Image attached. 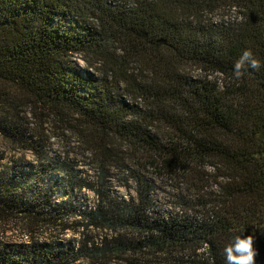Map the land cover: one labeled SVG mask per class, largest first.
<instances>
[{
	"label": "trees",
	"instance_id": "trees-1",
	"mask_svg": "<svg viewBox=\"0 0 264 264\" xmlns=\"http://www.w3.org/2000/svg\"><path fill=\"white\" fill-rule=\"evenodd\" d=\"M219 10L236 14L216 22ZM245 49L264 65V0H0V134L39 168L70 171L60 204L39 176L0 168V224L19 218L27 237L0 238V264H225L224 247L249 234L264 264V67L236 80ZM79 52L101 80L73 66ZM68 114L99 155L93 181L44 150V117ZM122 145L129 198L104 191L106 160L127 168ZM148 170L171 182L176 212H153ZM73 189L96 201L81 206Z\"/></svg>",
	"mask_w": 264,
	"mask_h": 264
},
{
	"label": "rangeland",
	"instance_id": "rangeland-1",
	"mask_svg": "<svg viewBox=\"0 0 264 264\" xmlns=\"http://www.w3.org/2000/svg\"><path fill=\"white\" fill-rule=\"evenodd\" d=\"M114 4L121 5L124 0H110ZM236 13L228 10H219L213 14V19L216 22L222 20H229L235 16ZM223 15H227L223 17ZM73 61V66L84 75H90L93 79L99 81L103 77V67L96 62L94 58L84 53H75L70 56ZM110 82V81H109ZM122 91V85L116 89V92ZM124 100H128L126 96H121ZM27 110H31L28 106ZM30 120L33 124H29L28 134L37 135V130L33 128L37 127L38 120L29 112ZM29 120V121H30ZM44 131V150L46 154L53 160L68 165L73 174L82 176L89 181H93L97 175L101 173V166L99 165V155L87 144H83L76 129L72 126L74 124L73 117L67 115L62 117L60 120L54 121L51 116H45L43 119ZM33 125V126H32ZM110 143L118 144V141H114L112 138L109 139ZM123 149L125 160L123 165H126L123 171L121 167H117L119 164L115 161V158H109L106 160L103 172L105 173V185L104 191L109 195L118 198H129L135 196V183L130 177V168H135L131 164V158L129 153L126 151L127 147L120 146ZM0 168L12 165H20L25 172L29 175L39 176L43 184L48 188H54V199L62 204L66 198L68 191L70 190L69 185L66 183L67 172L60 173L55 165L46 166L45 168H39L36 162L35 155L24 149L22 144H15L10 142L7 138L0 134ZM125 166V167H126ZM147 176H151V179L155 183V187L152 192V198L155 201V207L153 212L161 215H170L177 211L174 206L171 195L174 192V188L171 186V182L165 178L159 176L148 170ZM74 199H78L81 206H91L96 201L95 194L89 189H73ZM19 218H7L4 223L0 224V238L7 242L19 243L20 241L26 240L27 237L24 235ZM69 239H73V235L70 232L65 234ZM63 237V236H62ZM64 240V238H62ZM76 239V238H74ZM71 242L72 240H65ZM75 241V240H74ZM73 242V241H72Z\"/></svg>",
	"mask_w": 264,
	"mask_h": 264
},
{
	"label": "clouds",
	"instance_id": "clouds-1",
	"mask_svg": "<svg viewBox=\"0 0 264 264\" xmlns=\"http://www.w3.org/2000/svg\"><path fill=\"white\" fill-rule=\"evenodd\" d=\"M262 67L264 65L254 56L253 52L250 49H245L234 62L233 76L236 80H240L246 72L250 70L258 72ZM223 253L225 264H256L259 250L255 247V238L252 235H236L224 247Z\"/></svg>",
	"mask_w": 264,
	"mask_h": 264
}]
</instances>
